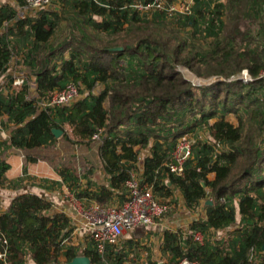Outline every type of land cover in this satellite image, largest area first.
<instances>
[{
    "label": "trees",
    "instance_id": "1",
    "mask_svg": "<svg viewBox=\"0 0 264 264\" xmlns=\"http://www.w3.org/2000/svg\"><path fill=\"white\" fill-rule=\"evenodd\" d=\"M15 1L23 8L22 0ZM255 1L264 2L198 0L191 15L174 18L177 30L164 34L157 20L165 14L141 15L128 8L133 0H61L74 22L106 37L82 33L51 47L46 44L59 25L56 12L41 9L22 18L0 0V76L7 75L14 56L22 57L24 72L31 76L12 93L4 94L0 85V116L13 126L9 144L23 152L24 168L45 161L75 199L101 205L122 203L124 183L135 171L141 183L152 184L156 197L167 199L175 189L187 209L204 206L205 218L189 226L203 234L204 242L166 232L162 251L168 253L167 264L183 256L205 264H264V128L256 123L264 117V36L246 22ZM190 38H202L209 46L201 50L188 44ZM180 69L214 79L195 85ZM242 70L251 82L232 79ZM69 83L78 86L79 100L66 107L40 106ZM52 129L62 135L56 139ZM98 131L99 141L92 140ZM182 139L191 141V154L182 176H176L166 165ZM61 141L71 148L98 142L107 184L92 182L94 167L86 157L60 155ZM7 168L1 161V186ZM51 208L50 201L35 194L11 200L0 213V233L7 239L6 247L0 245L6 252L0 264H60L78 256L70 219L50 214ZM225 230L218 241L209 239L212 231ZM83 243L81 253L90 264L120 263L121 250L110 249L102 260L91 242Z\"/></svg>",
    "mask_w": 264,
    "mask_h": 264
},
{
    "label": "built area",
    "instance_id": "2",
    "mask_svg": "<svg viewBox=\"0 0 264 264\" xmlns=\"http://www.w3.org/2000/svg\"><path fill=\"white\" fill-rule=\"evenodd\" d=\"M24 6L22 9L37 12L41 9H50L54 5H59L61 0H22ZM194 0H149L148 2H131L127 5L141 15L152 12H162L170 16H189L192 14ZM24 12H19L20 17H25ZM264 53V52H263ZM260 76H264V69ZM232 79L240 80L242 83H249L253 79L247 70H242L240 75ZM25 79L19 78L12 82L13 87L22 86ZM35 89L34 85H31ZM81 98L78 86L74 83L67 84L63 89L53 91L50 96L40 103L41 107H66L72 105ZM100 131L93 134L92 140L99 141ZM191 141L182 139L176 145L171 154V162L166 166L168 172L176 176H182L185 160L191 154ZM126 194L125 199L120 205H101L93 202L84 205L75 199L70 193L66 197L70 201L73 210L71 217L72 234H77L80 241L88 239L92 243L95 253L104 260L106 248L114 247L116 250L120 247V241L126 232H131L141 226H151L156 220L166 216L171 205L167 200L160 199L154 195L152 184L141 183L135 171L129 173V178L124 183ZM192 241L202 244L204 236L199 231H188L187 237ZM0 245L6 247L7 239L0 233ZM85 245L78 250H83ZM5 251H0V259L6 255ZM80 254V253H79ZM79 256V255H78ZM121 264H137L132 259H126ZM177 264H205L198 260L189 259L185 256L178 260Z\"/></svg>",
    "mask_w": 264,
    "mask_h": 264
},
{
    "label": "crops",
    "instance_id": "3",
    "mask_svg": "<svg viewBox=\"0 0 264 264\" xmlns=\"http://www.w3.org/2000/svg\"><path fill=\"white\" fill-rule=\"evenodd\" d=\"M5 1H7L6 3L10 5V7L13 8L16 12L22 11V7H20L15 0H2V2ZM219 1L223 2V0ZM133 2L143 1L133 0ZM44 11H52L58 13L60 10L58 5H54L50 9H45ZM153 13L156 12L143 15L151 17ZM23 14L27 17L32 16L31 14ZM46 45L55 47L52 46L51 39ZM57 45H60V43H58ZM48 46H46V49H48ZM64 58H68L67 52L64 53ZM21 60V56H14L11 59L12 62L11 66L8 68L7 75L5 74L4 76H0V85L2 86V91L4 94L12 93L13 90H18L21 87H13L12 82L14 80L22 77L26 79V77L29 76V74H26V72H24ZM53 60L57 64L60 61L59 58H54ZM29 93L34 94V89L30 88ZM6 118V115L0 116V163L2 161L8 167L4 173L6 181L2 186L0 185V213L5 211V209L8 207L9 203L14 197L22 193H30L40 197H44L52 203L50 214L62 213L71 221V217L73 215V210L70 206L71 204L66 207L63 206L62 204L64 203V201L63 198L60 197L61 194H65L64 197L69 194L67 188L63 185L60 187V177L57 175L55 170L45 161L27 163L24 168L23 152L9 144V137L11 131L13 130V126L9 123H6ZM67 132L69 135L71 134L69 130ZM57 146L59 145L57 144ZM96 152L98 153V148H96ZM99 164L101 167V171L99 169H97V171L94 168V176L91 178V180L98 186L106 185L107 176L105 175L102 169L100 158ZM95 173H102L103 175L99 176ZM18 180H21V183L15 185V187H12L10 185V183ZM80 182L81 185L85 184V181L83 179L80 180ZM163 200H167L171 205V209L166 216H164L160 220H156L155 223L151 226H141L131 232H126L123 235L120 241V247L118 249V252L121 250L119 252V264H121V262L126 259H132L137 264H167L168 253H164L162 251L164 234L166 232L174 233L179 231L182 237H187V232L190 231L189 226L192 224V222L205 218V209L202 204L198 205L197 208L193 210L187 209L184 205L182 197L180 196L179 192L175 189L173 191L171 201L168 198ZM93 202L94 201H83L82 203L84 205H89ZM120 204L122 203L117 200H114L108 203L107 205ZM215 233L216 232L212 231L210 234L215 235ZM76 237L80 239L77 234H72V245H74V240ZM85 240L90 242L88 239ZM110 249L113 250L115 248L108 246L106 248L107 251L105 255ZM81 251L78 255L84 256ZM108 264H115V262H109Z\"/></svg>",
    "mask_w": 264,
    "mask_h": 264
},
{
    "label": "rangeland",
    "instance_id": "4",
    "mask_svg": "<svg viewBox=\"0 0 264 264\" xmlns=\"http://www.w3.org/2000/svg\"><path fill=\"white\" fill-rule=\"evenodd\" d=\"M223 2H225V0H223ZM254 5L256 6V10H253L251 8V6H250L249 17L246 18V22L248 24H253L254 27L255 26L257 28L259 27V29L262 30V34L264 36V13H261V7L263 6V8H264V2L255 1ZM58 6H59V10L60 11L58 13H56V14L59 16L60 21H59L58 28L55 30V33H54V35L51 38L52 46H56L58 43L62 44L69 37L75 39L79 35L82 36V33H87L89 35V37L90 36H94V37H96L98 39H104L106 37L104 35H99V34L95 33L94 31H91L90 29L85 28L84 25H82L81 23L74 22L72 20L71 16L69 15L71 13H70V10L68 9V7L63 6L61 3ZM21 10H22V12H24L26 14H31L32 16L36 14L33 11L24 10V9H21ZM174 18L177 19L178 16H174L173 17V16H170V15H165L164 17L161 18L160 22L157 20L158 29H159L158 32L165 34V32H167L168 30H172V31L177 30V22L174 21ZM254 21L257 22V25H259V24L260 25L257 26L254 23ZM180 37L182 39H184L186 37V35L184 33L180 32ZM192 39L193 38L189 39L188 44H193L194 46H196L197 48H199L201 50H205L209 46L205 40H202V38H199L197 40V42L192 40ZM18 57H20V56H18ZM21 59H22V57H21ZM180 71H181L182 75L186 79H188L189 81H191L195 85L206 84L208 82H211L214 79V77H211V78H208V79H200L198 77H195L187 69H180ZM218 78H220L221 80H224L222 77H218ZM99 88H101V87L96 88V90L94 92H97ZM227 119L230 122H232L233 124H236V119L234 117H228ZM256 123L261 128H264V117H262V122L261 123L260 122H256ZM258 134H259V132L257 133V135ZM198 138H200L199 135H198ZM187 141L190 143V140H187ZM97 144H98V142L95 141L94 143H92L88 147L85 146V145L79 144V145L73 146L71 148V147H67V145L61 141L60 145L57 146V150L56 151H58L60 153V155L74 154L78 158L81 157V156H84V157H86L88 159V162H89L88 164L89 165H92L96 170L99 169L101 171V167H100V164H99V155L96 152V148H98ZM95 174H98V173H95ZM98 175L101 176L103 174L101 173V174H98ZM208 178H209V180H212V179H214V175L213 174H209ZM64 195L61 194L60 197L63 198V201H64V203L62 205L66 207V206H68L70 204V201H69V199L66 196H65L66 197L65 198ZM172 195H173V193H172ZM171 198H172V196L169 197L168 199H170V201H171ZM226 231H228V230H225L223 232H216L215 235L210 234L209 235V239L212 238L214 241L215 240L218 241L219 238H221L222 236H224L227 233ZM81 239L82 238L79 239L78 237L75 238V240H74V246L75 247L80 248L81 246L84 245V243H81V241H80Z\"/></svg>",
    "mask_w": 264,
    "mask_h": 264
},
{
    "label": "water",
    "instance_id": "5",
    "mask_svg": "<svg viewBox=\"0 0 264 264\" xmlns=\"http://www.w3.org/2000/svg\"><path fill=\"white\" fill-rule=\"evenodd\" d=\"M194 2H198V0H194ZM122 48H113L112 50H121ZM51 133L54 135V137L56 139H58L61 135H62V131L61 130H57V129H52ZM206 204H211V202H206ZM263 250H264V244H263ZM51 264H56V263H51ZM60 264H90V260L88 257L85 256H76L75 258H73L70 262H66V263H60Z\"/></svg>",
    "mask_w": 264,
    "mask_h": 264
}]
</instances>
